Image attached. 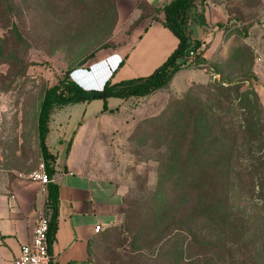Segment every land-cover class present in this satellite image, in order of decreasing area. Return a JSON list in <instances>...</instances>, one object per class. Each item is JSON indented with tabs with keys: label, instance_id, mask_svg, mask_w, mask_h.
I'll return each mask as SVG.
<instances>
[{
	"label": "rangeland",
	"instance_id": "rangeland-1",
	"mask_svg": "<svg viewBox=\"0 0 264 264\" xmlns=\"http://www.w3.org/2000/svg\"><path fill=\"white\" fill-rule=\"evenodd\" d=\"M213 1L224 4L230 15L232 42L225 56L179 70L167 86L149 95L110 97L107 110L101 98L70 104L66 108L73 116L62 128L56 129L62 107L51 114L50 139L54 146H62L60 160L76 143L81 152L77 166L126 188L124 211L110 232L116 229L121 234L93 244V264H108L103 260L108 257L125 264L137 261L131 259L140 258V249L149 251L150 237L140 226L149 223L150 228L154 214L156 226L165 224L173 214L166 193L183 190L180 164L207 160L213 164L211 173L203 168L202 174L208 180L204 193L210 201L220 197L226 182L229 252L241 264H264V166L258 163V157L264 161V133L256 135L264 125L255 127L252 136L251 127L245 130L240 156L227 151L231 137L221 136L218 129L205 133L199 123L192 126L198 134L188 149V126L166 128L172 106L185 98L224 104L227 129L240 120L234 115L245 112L240 104L247 91L255 90L264 115V0ZM117 25V0H0V184L23 178L43 158L38 116L49 86L67 72L87 89H101L113 78L93 63L98 51L115 45ZM229 83L232 92L221 97L219 91ZM204 150H210L209 155ZM169 158L175 163L169 164ZM230 160L248 168L252 164L254 172H231L225 166ZM239 215H244L243 232L237 229ZM111 243L112 252L106 251Z\"/></svg>",
	"mask_w": 264,
	"mask_h": 264
},
{
	"label": "trees",
	"instance_id": "trees-1",
	"mask_svg": "<svg viewBox=\"0 0 264 264\" xmlns=\"http://www.w3.org/2000/svg\"><path fill=\"white\" fill-rule=\"evenodd\" d=\"M194 2L195 0H173L165 6L166 17L163 22L177 35L179 44L167 60L151 74L120 81L108 79L101 89H87L72 78L70 72H67L58 82L45 90L38 116V136L43 159L47 161V170L51 177L55 173V169L50 165V161L54 162L56 155L49 150L47 136L50 131L51 114L55 108L82 101L90 102L101 98L104 100L103 108L107 110L110 97L129 99L131 97L149 95L167 86L174 75L182 68L192 65L201 66L206 62L215 61L204 57L203 50H200L202 41L194 40L187 31L188 12ZM230 84L222 87L221 91H219L221 97H226L232 92L229 87ZM240 88L241 85L234 87L238 92ZM247 94L249 96L245 95L246 101L240 104L245 112L234 115L233 118L240 117V120L232 122L227 129L223 125L225 115L228 114L227 111L222 110L221 106H224V104H203L190 98L180 99L174 103L166 128L168 130L182 124L188 126L185 129L186 134H191V137L185 135L188 149L193 148L196 135L198 134L197 129H190L192 126L199 123L205 133L218 129L221 136L231 137L232 143L229 146L230 150L227 151L240 156L243 153L241 141H244L242 140V138H245L244 133L248 132L245 130L251 127L249 132L252 136L255 127L259 128L260 125H264L262 123L264 115H261V102L258 93L254 90L247 91ZM251 96L254 97V100L250 98ZM199 106L202 107L201 111H198ZM263 133L264 129L259 128L256 135L262 137ZM260 148L263 147L260 146ZM204 152L209 155L210 150H204ZM223 152H225L224 149H221L220 153ZM251 152L252 149L250 148L249 153ZM259 158L261 159L258 160L259 166H264L262 156ZM254 159L255 157L252 160ZM166 161L169 164L175 163L170 158ZM180 166L185 174V178L181 180L184 184L183 190L178 192L172 190L165 195V202L168 201L170 203V209L174 215L172 214L170 219L160 226H156L157 214H154L153 224L150 228L149 223L142 224L140 230H146L148 232L147 235L150 237L147 243L149 251L146 252V250L140 249V258L131 259L137 261H128L125 264H241L242 261L240 259L237 260V256L229 252L227 247L231 239L229 232H227L228 227H226L230 213L228 211L226 182L220 197L216 201L215 198L210 201L204 193V191L209 189L208 180L202 174V169L205 168L206 172L211 173L213 164L207 160L196 165L183 162ZM225 166L231 172L234 169L239 171V174L242 170L246 172L254 167L252 164L249 168L244 167L243 162L232 160ZM251 171L254 172L253 169ZM48 185L49 209L46 213L50 218L49 239L52 242L57 228L59 190L58 185L52 181ZM123 211L124 207L122 213ZM236 217L238 232L239 230L243 232L244 215ZM113 226L98 232V236L89 247L88 264H93L92 247L95 242L100 243L103 239V243H107L111 237L121 234L120 230L116 229L110 234L114 229ZM152 247L155 248L152 249ZM106 251L112 252V243L109 244ZM103 260L107 261L108 264H116L114 259L110 257L103 258ZM118 264H124V262H119Z\"/></svg>",
	"mask_w": 264,
	"mask_h": 264
},
{
	"label": "crops",
	"instance_id": "crops-1",
	"mask_svg": "<svg viewBox=\"0 0 264 264\" xmlns=\"http://www.w3.org/2000/svg\"><path fill=\"white\" fill-rule=\"evenodd\" d=\"M171 1L117 0L115 45L98 51L93 64H100L107 75L113 74V81L151 74L179 44L177 35L163 22L165 6ZM229 17L225 5L213 0H195L188 12L187 31L194 40L202 41L200 50L208 60L230 50ZM67 106L59 112L56 129L73 116ZM51 126L47 144L55 155L59 150L56 160L50 161L55 169L52 182L59 190L51 264H88L89 247L99 232L96 226L102 230L119 222L126 188L77 166L81 152L76 143L65 160H60L62 146L53 145ZM48 209L49 185L43 187L24 177L0 184V264H14L21 246L31 241L39 216Z\"/></svg>",
	"mask_w": 264,
	"mask_h": 264
},
{
	"label": "built area",
	"instance_id": "built-area-1",
	"mask_svg": "<svg viewBox=\"0 0 264 264\" xmlns=\"http://www.w3.org/2000/svg\"><path fill=\"white\" fill-rule=\"evenodd\" d=\"M24 178L39 182L41 186L46 187L52 181V177L47 170V161L42 158L38 166L25 175ZM96 230L100 231L101 226L97 225ZM49 231L50 218L46 212H43L35 225L31 241L21 246L14 264H51Z\"/></svg>",
	"mask_w": 264,
	"mask_h": 264
}]
</instances>
